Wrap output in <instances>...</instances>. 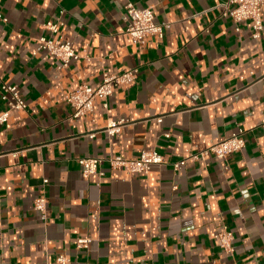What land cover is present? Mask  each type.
I'll return each mask as SVG.
<instances>
[{"label":"crops","instance_id":"obj_1","mask_svg":"<svg viewBox=\"0 0 264 264\" xmlns=\"http://www.w3.org/2000/svg\"><path fill=\"white\" fill-rule=\"evenodd\" d=\"M227 2L0 0L8 19L0 87L18 86L28 104L0 126V264H54L60 255L70 264H264V30L254 39L250 21L224 16ZM129 3L170 24L163 38L134 44ZM62 12L57 35L43 29ZM42 36L69 42L82 58L63 69L39 49ZM134 68L138 80L115 87L108 109L97 99L93 113L73 117L71 89H96L104 72ZM110 119L129 124L110 137L100 131ZM239 131L242 151L192 159ZM152 151L168 164L148 175L105 161ZM89 158L104 160V176H83L80 160ZM41 191L46 222L34 209ZM224 229L234 235L232 255L220 246ZM83 238L88 250L77 248Z\"/></svg>","mask_w":264,"mask_h":264},{"label":"built area","instance_id":"obj_2","mask_svg":"<svg viewBox=\"0 0 264 264\" xmlns=\"http://www.w3.org/2000/svg\"><path fill=\"white\" fill-rule=\"evenodd\" d=\"M61 16L54 20L48 21L42 27L52 35H57L64 22ZM224 16L230 17L235 23L239 24L244 21L252 23V37L259 39L264 30V0H228L225 4ZM126 32L129 34L134 44L145 46L150 38H163L165 31L170 28V24L157 23L152 8H137L129 3L125 9ZM0 23H8V19L0 12ZM39 49L48 56L55 57L62 63L63 69H68L75 61L82 57L77 54L73 46L69 42H61L53 37L42 36L39 38ZM87 59V56L83 57ZM139 68H134L123 74H109L104 72L100 86L96 89L82 83L71 89L68 97V104L72 107L74 118H81L94 112L95 101L100 99L103 101L105 109L109 108L110 99L113 96L115 87L122 85H130L139 78ZM0 96L2 101L7 105L8 110L0 114V126L8 123L10 111H26L28 104L21 95L18 86L3 84L0 87ZM129 124L126 119L113 120L110 119L107 126L100 131L110 137L119 135L122 129ZM96 132L87 134L86 136L94 138ZM244 131H239L230 139L225 140L211 148L192 156L193 160L205 159L214 156L219 160H225L231 155L242 151L246 147ZM167 137H169L167 135ZM111 171H127L130 174L148 175L155 166L168 164L165 156L157 151L143 152L137 159L127 160L121 156L111 157L107 160ZM104 160L98 158L81 159L80 165L85 178L91 175L99 174L104 176L101 166ZM186 165V160L174 163V169L177 171L181 166ZM47 183V181H45ZM49 200L40 192V195L34 201V209L40 214L41 219L46 222L48 220ZM220 246L229 255L234 252L233 242L234 235L228 229H224L219 234ZM90 239H80L77 243L78 249L88 250ZM70 259L65 255H60L54 264H70Z\"/></svg>","mask_w":264,"mask_h":264}]
</instances>
